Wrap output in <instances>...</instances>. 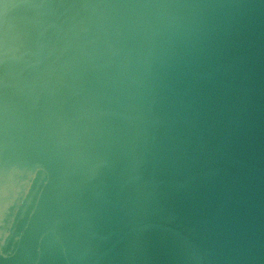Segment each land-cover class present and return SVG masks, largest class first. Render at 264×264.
<instances>
[{"label": "water", "instance_id": "1", "mask_svg": "<svg viewBox=\"0 0 264 264\" xmlns=\"http://www.w3.org/2000/svg\"><path fill=\"white\" fill-rule=\"evenodd\" d=\"M0 264H264V0H0Z\"/></svg>", "mask_w": 264, "mask_h": 264}]
</instances>
